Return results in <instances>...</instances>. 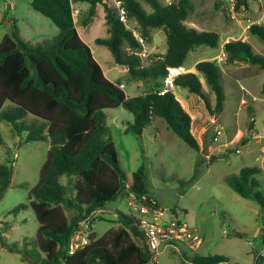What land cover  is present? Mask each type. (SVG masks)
Listing matches in <instances>:
<instances>
[{
    "label": "trees",
    "instance_id": "16d2710c",
    "mask_svg": "<svg viewBox=\"0 0 264 264\" xmlns=\"http://www.w3.org/2000/svg\"><path fill=\"white\" fill-rule=\"evenodd\" d=\"M129 19L138 23L145 42L153 38V29H163L167 49L164 54L143 55L144 44L133 29L121 21L118 10L108 0H32L37 12L50 18L58 34L43 43L26 40L14 25L0 43V123L10 125L20 142L47 140L49 150L40 170L38 183L28 194V203H21L10 213L31 207L39 223L36 252L28 248L36 263L42 264H146L155 251L142 228V216L130 208L119 210L115 226L104 235L88 230V244L69 254V243L91 214L103 209L119 196L146 197L147 206L161 207L148 192V176L141 168L132 180L118 158L115 142L107 124V109L124 107L134 114L125 131L139 137L155 118H162L187 145L197 150L201 145L192 131L193 118L173 89L161 93L171 68L181 69L188 54L196 47L217 48L221 34L186 24L192 9L191 0L165 4L161 0H123ZM76 2L89 4L82 20L88 26L99 5L104 6L107 37L96 43L107 46L115 64L128 69L133 79L153 80L154 87L144 94L127 96L124 89L110 80L94 57L90 46L81 38L75 19ZM237 4H242L237 0ZM249 31L264 40V25L253 23ZM225 61L241 60L264 68V55L257 53L246 40H230L224 44ZM147 58V59H146ZM218 59L202 60L194 70L182 71L173 77L174 88H184L198 95L213 114L219 115L226 98L221 82ZM211 86V94L205 89ZM0 144L6 145L0 131ZM219 156L213 155V159ZM10 160L0 163V199L11 186ZM260 166H244L239 173L227 176V184L241 197L257 201L264 208V183ZM131 181V182H130ZM155 200L156 204L152 203ZM162 208V207H161ZM176 214V210L173 211ZM178 214V213H177ZM10 248V247H9ZM13 251H18L11 248ZM191 264H222L225 255L184 253ZM264 258L260 255L258 260Z\"/></svg>",
    "mask_w": 264,
    "mask_h": 264
},
{
    "label": "rangeland",
    "instance_id": "374dc122",
    "mask_svg": "<svg viewBox=\"0 0 264 264\" xmlns=\"http://www.w3.org/2000/svg\"><path fill=\"white\" fill-rule=\"evenodd\" d=\"M140 1L151 10L144 0ZM161 1L170 4L178 0ZM31 2L0 0V43L6 34L12 33L14 25L20 28L26 40L35 44L58 34L59 27L33 9ZM191 3L186 24L220 32L221 44L217 48L196 47L188 54L183 68H189L197 61L218 59L225 40L245 38L257 53L264 55V40L249 32L248 25H252V21L246 20L251 23L248 25L246 21H240L245 19L244 14L251 12L249 8L237 4L231 9L228 0H191ZM84 4V11L75 6L77 29L107 77L123 85L129 96L149 91L154 87L153 80L138 83L124 66L115 64L107 46L96 43V38L109 35L104 24V6L98 7L90 25L83 26L82 20L89 8L88 3ZM257 11L255 18L263 22L260 5ZM127 25L133 29L136 23L129 19ZM153 32L155 37L144 42L143 52L147 58L159 55L167 48L164 30L155 28ZM219 63L226 95L222 112L219 115L210 112L196 94H192L188 101L183 99L186 109L194 114L192 131L201 145L200 150L181 140L162 118H157L139 137L125 131L128 123L134 121L131 111L122 106L107 109L110 135L130 180L132 174L142 168L148 176L149 195L165 210V216L172 217L176 210L202 236V244L196 249L189 250L185 245L168 247L158 255L159 264H191L185 260L184 253L222 254L227 258L222 264H264V258L257 259L264 250V208L255 200L241 197L226 182L227 176L239 173L244 166L264 169V68L241 60ZM200 75L214 104L211 86ZM242 86L247 88L248 95ZM243 97L247 99L246 104L241 102ZM251 124H255L254 129L250 128ZM215 125L221 132L218 141L213 140ZM0 131L6 142V145L0 144V163L12 162L8 164L10 170L12 167V183L0 199V264H30L25 258V241L31 251H37L35 239L39 223L30 206L17 214L10 211L21 203H28L29 191L38 183L41 167L47 158L49 142H20L5 122L0 123ZM213 155L219 157L213 159ZM260 178L264 183V172ZM119 210L129 211L128 196H119L108 202L92 222L93 230L104 235L117 225ZM235 230L241 235H236Z\"/></svg>",
    "mask_w": 264,
    "mask_h": 264
},
{
    "label": "built area",
    "instance_id": "2783aa9c",
    "mask_svg": "<svg viewBox=\"0 0 264 264\" xmlns=\"http://www.w3.org/2000/svg\"><path fill=\"white\" fill-rule=\"evenodd\" d=\"M115 6L118 10L119 17L121 21L127 24L129 21L128 11L124 5L123 0H108ZM231 9L237 6V0H228ZM170 3V2H169ZM250 27V25H248ZM135 36L138 40L144 44V38L141 34L133 29ZM226 58V53L223 52L219 57V62L224 61ZM173 78L169 77L166 80V87L162 89L161 93L166 92L168 89L173 87ZM246 91V89L244 88ZM247 92V91H246ZM249 93V92H247ZM245 103L246 100L243 99ZM216 122V121H215ZM220 129L218 125H215L213 140L218 141L220 135ZM237 152H240V149H236ZM146 197L143 196L142 199L136 197L134 194H131L128 198L129 208L135 212L137 215L142 216V228L145 231L146 236L148 237L152 249L155 251L154 259L151 263L146 264H159L158 255L166 250L168 247H176L182 245L186 248L196 249L202 244V236L198 233L197 229L192 227L191 224L182 217L180 214H172V217L167 218L165 216V210L161 207L147 206L143 200ZM152 203L156 204V201L153 200ZM102 211V209L94 211L91 216L81 223L80 227L72 236L68 252L69 254H74L76 251L84 248L89 242L88 230L90 228V221L95 219L97 214ZM264 256V250L261 253Z\"/></svg>",
    "mask_w": 264,
    "mask_h": 264
},
{
    "label": "crops",
    "instance_id": "0c3cea01",
    "mask_svg": "<svg viewBox=\"0 0 264 264\" xmlns=\"http://www.w3.org/2000/svg\"><path fill=\"white\" fill-rule=\"evenodd\" d=\"M242 1V4H241V6L244 8V7H247V8H249V10L251 11L250 13L248 12L247 14H244V16H245V19L243 20V19H241L240 21L241 22H243V21H252V24L253 23H258V24H263L264 25V21L263 22H260V20H258V19H256L255 18V15L256 14H258V11H257V8H259V5L261 6V9H262V15H263V17H262V19L264 20V3H262V1L263 0H241ZM85 2H76L75 4H74V6H78V8H80L81 9V11H84V6H85V4H84ZM89 5V4H88ZM100 6V5H99ZM98 6V7H99ZM76 9V8H75ZM261 15V16H262ZM74 16H75V13H74ZM95 17V16H94ZM253 17H254V19H253ZM235 18V17H234ZM94 20V19H93ZM130 21L132 22V21H134L135 23H136V26L135 27H132L134 30H136V31H138V23H137V21L136 20H134V19H130ZM247 21H246V23H247ZM92 23V22H91ZM90 23V24H91ZM89 24V25H90ZM104 24H105V11H104ZM240 24H242V23H240ZM248 24H251V23H247V25ZM83 25V24H82ZM84 26V25H83ZM128 26V25H127ZM251 26V25H250ZM129 27V26H128ZM250 28V27H249ZM139 32V31H138ZM250 32V31H249ZM155 36H154V32H153V38H154ZM239 39H242V40H244L245 38H239ZM228 41H230V40H225L223 43H222V45H221V47H222V53L224 52V44L226 43V42H228ZM247 41V40H246ZM167 49V48H166ZM165 51L166 50H164L161 54H164L165 53ZM161 54H159V55H161ZM261 54V53H260ZM143 55H146V53L145 52H143ZM199 61H197V62H195V64L193 65V66H191V67H189V68H181V69H178V68H171V69H173V70H171V72H172V78L176 75V74H178V73H180V72H182V71H190V70H194L195 69V65L198 63ZM125 68V67H124ZM127 71H128V69L127 68H125ZM105 72V71H104ZM107 76V75H106ZM113 81V80H112ZM138 81V83L141 81V80H137ZM114 82V81H113ZM115 83H117V82H115ZM204 83V82H203ZM120 85V84H119ZM122 88H123V85H120ZM244 86H242V90L245 92V94L246 95H248L249 93H247V92H249L248 90H247V88H245L246 89V91L244 90ZM151 89V88H150ZM171 89H173L174 90V92L176 93V95H177V97H178V99L181 101V103L183 104V106L185 107V104L183 103V101L185 100H189V99H191L192 98V94L193 93H190L187 89H184V88H174V86L171 88ZM179 89H183V90H179ZM125 91V90H124ZM126 92V91H125ZM126 94H127V92H126ZM127 96H129V94H127ZM182 99H181V98ZM184 99V100H183ZM243 99H245L246 100V102L244 103L243 102ZM241 102L243 103V104H246L247 103V99L245 98V97H243L242 98V100H241ZM185 109H186V107H185ZM189 113H190V115L192 116V118H194V114L192 113V111H189L188 109H186ZM157 118H160V117H157ZM157 118H155L154 119V121L152 122V124L151 125H153L154 124V122H155V120L157 119ZM251 129H254L255 128V124H252V127H250ZM264 149V148H263ZM179 214V213H178ZM175 215H177V213L175 214Z\"/></svg>",
    "mask_w": 264,
    "mask_h": 264
},
{
    "label": "water",
    "instance_id": "95a60500",
    "mask_svg": "<svg viewBox=\"0 0 264 264\" xmlns=\"http://www.w3.org/2000/svg\"><path fill=\"white\" fill-rule=\"evenodd\" d=\"M250 127H252V124L250 125ZM10 174H11V176H12V167H11V170H10ZM234 233L236 234V235H241L238 231H234ZM25 258L27 259V261H28V263H30V264H37L36 263V260H35V258L33 257V256H31V255H29V254H26L25 255Z\"/></svg>",
    "mask_w": 264,
    "mask_h": 264
}]
</instances>
